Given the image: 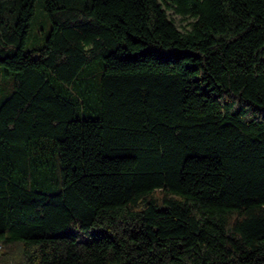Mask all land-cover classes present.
Wrapping results in <instances>:
<instances>
[{"label": "trees", "instance_id": "trees-1", "mask_svg": "<svg viewBox=\"0 0 264 264\" xmlns=\"http://www.w3.org/2000/svg\"><path fill=\"white\" fill-rule=\"evenodd\" d=\"M35 2L0 0V264H264V0H43L28 49Z\"/></svg>", "mask_w": 264, "mask_h": 264}, {"label": "rangeland", "instance_id": "rangeland-1", "mask_svg": "<svg viewBox=\"0 0 264 264\" xmlns=\"http://www.w3.org/2000/svg\"><path fill=\"white\" fill-rule=\"evenodd\" d=\"M169 14L175 18L177 25L180 29L184 30L189 27L190 17H184L181 14L176 13L173 9H168ZM51 29V21L49 16L44 9L43 0H36L35 2V15L31 21V26L26 39V48H34L41 46L45 42V38ZM101 61L97 59L96 62ZM95 62H91L93 65ZM87 67V68H88ZM86 68V69H87ZM13 84V79L10 75L4 72V67L0 66V96L6 95Z\"/></svg>", "mask_w": 264, "mask_h": 264}, {"label": "built area", "instance_id": "built-area-1", "mask_svg": "<svg viewBox=\"0 0 264 264\" xmlns=\"http://www.w3.org/2000/svg\"><path fill=\"white\" fill-rule=\"evenodd\" d=\"M0 248H1V245H0Z\"/></svg>", "mask_w": 264, "mask_h": 264}]
</instances>
